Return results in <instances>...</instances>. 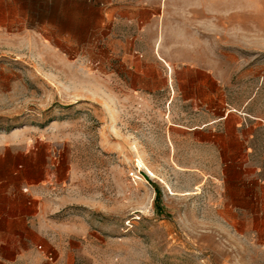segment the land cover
<instances>
[{
    "label": "rangeland",
    "instance_id": "374dc122",
    "mask_svg": "<svg viewBox=\"0 0 264 264\" xmlns=\"http://www.w3.org/2000/svg\"><path fill=\"white\" fill-rule=\"evenodd\" d=\"M12 169L40 264H264V0H0Z\"/></svg>",
    "mask_w": 264,
    "mask_h": 264
},
{
    "label": "crops",
    "instance_id": "0c3cea01",
    "mask_svg": "<svg viewBox=\"0 0 264 264\" xmlns=\"http://www.w3.org/2000/svg\"><path fill=\"white\" fill-rule=\"evenodd\" d=\"M137 16L135 11L128 15L134 19ZM140 73L142 77H148L147 72ZM20 177L22 183L31 181L25 172ZM16 179L17 174L12 169V215L7 218L0 217V236L8 238L0 239V250L2 245H7V250H12V257L0 253V264H40L39 257L28 252L48 246V235L53 226L46 222L42 213L44 202L34 200L32 196L22 192L24 190L16 185ZM18 191L21 193L17 194Z\"/></svg>",
    "mask_w": 264,
    "mask_h": 264
},
{
    "label": "bare ground",
    "instance_id": "6f19581e",
    "mask_svg": "<svg viewBox=\"0 0 264 264\" xmlns=\"http://www.w3.org/2000/svg\"><path fill=\"white\" fill-rule=\"evenodd\" d=\"M152 173V172H151Z\"/></svg>",
    "mask_w": 264,
    "mask_h": 264
}]
</instances>
